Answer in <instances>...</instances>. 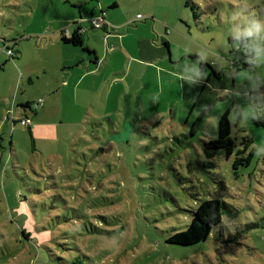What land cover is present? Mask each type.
Wrapping results in <instances>:
<instances>
[{"label": "rangeland", "instance_id": "374dc122", "mask_svg": "<svg viewBox=\"0 0 264 264\" xmlns=\"http://www.w3.org/2000/svg\"><path fill=\"white\" fill-rule=\"evenodd\" d=\"M101 1L0 0V264H264V46L251 71L233 64L239 38L263 42L253 24L264 25V0H116L110 14L128 25L115 27L114 72L54 75L68 17L101 18L110 32ZM144 19L172 58L197 56L193 74L137 63ZM193 75L204 87L182 79ZM225 111L236 147L209 157L203 142ZM208 198L238 215L205 240L169 242Z\"/></svg>", "mask_w": 264, "mask_h": 264}, {"label": "crops", "instance_id": "0c3cea01", "mask_svg": "<svg viewBox=\"0 0 264 264\" xmlns=\"http://www.w3.org/2000/svg\"><path fill=\"white\" fill-rule=\"evenodd\" d=\"M72 6V8L74 7H80L77 4H70ZM101 7L100 8H104L107 7V13H106V20L108 21V24L111 25L110 28V32H108L107 30L103 29L101 31L97 30V29H93L92 27L89 26L88 22H85L82 24L81 20H77V15L74 14L68 18H70L72 20V22L74 21H78L81 26H86L87 29L85 30V32L83 33V38H84V42L85 45L94 52V55L96 57L94 62H91L92 56L84 53L83 51H81L79 48H77L76 46H73L71 44L68 43H64L60 40V35L63 32V29L60 27L59 29L57 28L55 31V39L58 40L59 42V53L57 54L53 64L49 67L50 71L54 74L57 75L58 73V69H61V71L63 70L64 72H70L71 75L69 76V78L73 77V70L77 67V68H85L86 72H92L95 69L99 68V70H103V69H107L108 73L114 72V63L111 64L109 63V60L111 58L114 59V45H119V44H114V40L115 38H119V36L117 37L116 35H114L115 31L117 30L115 27L118 26V29H121L122 27H125L126 25H128L126 23V21H124L123 23H115V19H114V14H110V12L116 8H118V3L116 0H102L101 1ZM104 9H101L104 11ZM106 10V9H105ZM83 12L85 13L86 10H83ZM90 16L93 15V9L90 10ZM80 14V11H79ZM139 13H136V15ZM81 18V16H80ZM145 24L144 25H139V24H134L133 30H139L144 32V37H137V42H136V47L134 46V50L133 51H138L140 54V59L136 60L137 63L144 68L147 67H154V68H158V70H163V71H168L170 74L171 73H178L180 72L182 69H185L187 71H191L193 74L194 68L191 66V64L189 65V61H191V58L193 57H197L196 55L193 56L192 53H190L188 50L183 49V52H180L179 54H176V57L171 56V54L169 55V39L166 37H161L160 32L157 34L156 32V39H154V32L156 30V23L150 25L149 22H146L144 19ZM106 24V23H105ZM77 25L73 24L71 25L70 29L67 30V34L71 35L75 29H76ZM150 27L153 29V32L150 31ZM129 31V29H127ZM66 34V33H65ZM54 35V34H53ZM159 35H160V39L162 41V44H156L153 43L152 41H159ZM121 38H124V35H121ZM103 41L105 42V46H103ZM146 42L147 45L144 46L143 43ZM164 42H167V46L164 45ZM98 44V45H97ZM146 47H149V49H146ZM165 47L167 48V51L165 49ZM109 48H112L109 50ZM15 58L18 57L19 51L15 50ZM189 54V55H188ZM192 55V56H190ZM201 61H205V62H209V59H203L202 57H199ZM203 61V62H204ZM104 62V63H103ZM199 63V61H198ZM210 63V62H209ZM104 64V66H103ZM191 66V68H190ZM205 69V68H204ZM202 69V70H204ZM44 72H46V69H43ZM83 72L82 74H80L75 80L72 81L73 86L77 85L80 80L81 77L86 73ZM183 74V73H181ZM183 80H190V81H196L197 84H201L203 82V79L201 77H198L197 75H193V76H182ZM61 78H63L62 81H65V74L61 75ZM207 79L210 80L209 76H207ZM68 82V81H67ZM69 83V82H68ZM201 87H204V84H201ZM58 88H60V86H58ZM199 97V95H198ZM26 102V101H25ZM28 102L31 103V108H25V110H27L29 113H34L35 108L32 107V102L28 100ZM200 116V118L202 117V112L198 114ZM199 118V119H200ZM198 119V120H199ZM195 120V121H198ZM30 130V129H29Z\"/></svg>", "mask_w": 264, "mask_h": 264}, {"label": "trees", "instance_id": "16d2710c", "mask_svg": "<svg viewBox=\"0 0 264 264\" xmlns=\"http://www.w3.org/2000/svg\"><path fill=\"white\" fill-rule=\"evenodd\" d=\"M73 24L77 25L75 31L71 35L65 34L63 31L59 37L60 40L64 43L76 46L84 53L91 55L93 59L91 62H94L96 59L94 52L85 45L83 38V33L86 28L82 31L83 27H80V23L78 21H74ZM232 41L233 39L229 38V43ZM262 41V43L255 42L254 44H251L249 38H239L238 44L235 48V58L233 60L234 66L237 65L239 68H246L251 71L253 69L255 52L258 49H262L264 46V37L262 38ZM243 43H246V45ZM164 45L167 46V42H164ZM206 64L209 65L199 59L200 69H204ZM209 66L211 67L212 74L218 75L213 67L211 65ZM209 75L212 76L210 73ZM20 105L23 106V108H31V103L28 101ZM32 107L34 106L32 105ZM199 118L200 116L198 115L196 120ZM255 123L259 124L258 121H255ZM203 143V151L209 157L214 155L216 149L222 150L226 157L233 153L236 144L231 137V126L228 119V111L223 112L218 118L216 137L214 139L204 141ZM237 215L238 210L221 199H203L197 203L187 227L173 233L168 238V241L182 245H190L205 240L210 231L221 222L223 216H226L228 220H233ZM22 233L25 237L28 236L26 232ZM73 264L80 263L74 262Z\"/></svg>", "mask_w": 264, "mask_h": 264}, {"label": "built area", "instance_id": "2783aa9c", "mask_svg": "<svg viewBox=\"0 0 264 264\" xmlns=\"http://www.w3.org/2000/svg\"><path fill=\"white\" fill-rule=\"evenodd\" d=\"M140 19H142V15L141 14H137L136 16H135V21H138V20H140ZM91 22H92V27H94V28H104V29H107V31H108V25L107 24H105L102 20H101V18H92L91 19ZM111 28V25H109V29ZM85 28H83L82 29V31L84 30ZM66 34H67V31L65 32ZM8 52L9 53H11V50L10 49H8ZM34 107H36V106H34ZM31 120H29V119H27V118H21L20 119V123L22 124V125H27L28 126V123L30 122Z\"/></svg>", "mask_w": 264, "mask_h": 264}, {"label": "clouds", "instance_id": "9594fccd", "mask_svg": "<svg viewBox=\"0 0 264 264\" xmlns=\"http://www.w3.org/2000/svg\"><path fill=\"white\" fill-rule=\"evenodd\" d=\"M253 27L256 29V30H260L261 28H264V25H262L261 23L259 22H256L253 24ZM246 35H251V30H249L248 32L245 33Z\"/></svg>", "mask_w": 264, "mask_h": 264}]
</instances>
